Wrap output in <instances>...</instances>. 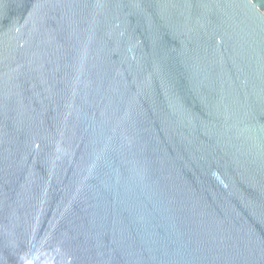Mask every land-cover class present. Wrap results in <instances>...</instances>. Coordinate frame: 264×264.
I'll list each match as a JSON object with an SVG mask.
<instances>
[{
	"label": "water",
	"instance_id": "water-1",
	"mask_svg": "<svg viewBox=\"0 0 264 264\" xmlns=\"http://www.w3.org/2000/svg\"><path fill=\"white\" fill-rule=\"evenodd\" d=\"M0 264H264V0H0Z\"/></svg>",
	"mask_w": 264,
	"mask_h": 264
}]
</instances>
